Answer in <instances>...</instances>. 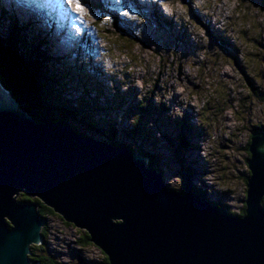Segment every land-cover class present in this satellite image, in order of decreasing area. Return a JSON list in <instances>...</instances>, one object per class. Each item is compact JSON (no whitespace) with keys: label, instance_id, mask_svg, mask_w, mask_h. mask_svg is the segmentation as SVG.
Returning a JSON list of instances; mask_svg holds the SVG:
<instances>
[{"label":"rangeland","instance_id":"374dc122","mask_svg":"<svg viewBox=\"0 0 264 264\" xmlns=\"http://www.w3.org/2000/svg\"><path fill=\"white\" fill-rule=\"evenodd\" d=\"M81 2L80 14L65 0H0V5L6 12L19 10L20 25L35 22L32 29L40 37L53 29L45 48L64 58V67L86 63L75 83L87 81L92 97L102 91L101 80L109 89L131 92L121 100L124 112L106 109L101 116L110 118L109 111L124 129L134 121L144 128L143 138L120 142L159 155L158 170L170 188L184 191L183 171L190 167L193 187L241 214L250 175L248 142L253 126L264 124V102L253 92L264 95V0H169L168 10L161 0H104L115 11L105 14L95 12L90 0ZM0 18L10 22L1 11ZM75 39H81L79 46ZM76 89L83 94L81 86ZM148 106L150 113L144 114ZM186 116L202 130L187 151L181 147L183 131H177ZM44 223L37 256L50 255L62 264H105L98 247L83 245L84 230L58 214L47 215Z\"/></svg>","mask_w":264,"mask_h":264},{"label":"water","instance_id":"95a60500","mask_svg":"<svg viewBox=\"0 0 264 264\" xmlns=\"http://www.w3.org/2000/svg\"><path fill=\"white\" fill-rule=\"evenodd\" d=\"M249 151L239 218L198 196L186 171L173 191L141 153L37 122L0 83V264H36L44 243L38 204L21 195L87 232L109 264H264V132Z\"/></svg>","mask_w":264,"mask_h":264},{"label":"trees","instance_id":"16d2710c","mask_svg":"<svg viewBox=\"0 0 264 264\" xmlns=\"http://www.w3.org/2000/svg\"><path fill=\"white\" fill-rule=\"evenodd\" d=\"M90 4L95 12L96 10L104 11L105 9V4L103 5L98 2L94 3L93 1H91ZM0 11L2 15L4 14V16L10 18V22H7V24H4V21L1 20L3 18H0V83L21 104L22 108L27 113L32 115L37 122L55 123L67 126L75 129L78 134L82 136L93 138L99 137L100 140L115 147L130 148L122 143L123 139H135L138 135L143 138V135H141V129H143L142 132L144 133V128L140 127V124L135 125V121L134 124L127 126V128L124 129V127H121L119 122H117V119L111 116L109 111L107 112L112 120L107 116H103V118L101 116V112H106V109L111 111L117 109L120 112H124L127 106L126 103L121 100L128 98L131 92L121 93V90H119L117 86L118 90L114 87L109 89L106 85V81L101 80L100 84L102 85V91L98 92V96L96 95V97H92L94 95L89 93L92 91V88H90L91 85H89L87 81H82V83L78 82L77 84L75 83V80H79V77L82 78V75L85 73L87 69L85 66L86 63L81 64L80 67H69L67 65L64 67V58H57L54 52H52L49 48H45L47 51L45 49H41L40 44L50 45L53 37V29L50 30L49 28L50 32L45 30V35H42L44 36L43 41L36 37L34 32H30L34 27L35 22L33 24H30V22H23V24L20 25V15L16 10L15 12H12V10L11 12H6L3 5H0ZM16 14L18 16L17 18ZM48 24L50 25L51 23ZM27 33H30V38L28 37L29 40L26 37ZM219 39H223L225 41V38L221 36ZM55 60L58 63L61 62L60 66L62 65L63 67H55L53 65ZM98 75H100V71ZM98 75L97 72H93L94 78ZM104 85L106 87H104ZM79 86L82 87L83 94L79 93L77 95L75 91H77L76 88ZM70 89H72V95L68 96L70 94ZM108 90L110 92H108ZM253 92L255 95L257 94L260 101L264 102V95H260L263 94L262 92L259 93L260 91L255 90H253ZM111 99H115V101ZM117 103H120V105L117 106ZM149 110L148 106L144 114H149ZM129 111H132L133 115L135 114L136 119L143 121L142 115L137 118L135 110L133 111V109H129ZM189 119V116H186V118L183 117L178 125L179 129H177V131L179 130L178 132L183 131L180 140L182 141L181 147L185 151L193 148L192 139L195 140L198 134L201 136L202 132L199 127L190 124ZM186 128L188 130H185ZM263 132L264 124L253 126L251 132L252 135L250 136V140L248 142V148L250 147L253 133ZM130 149L145 156V158L149 160V168L159 169V164H162V160L159 159V155L155 156L148 151L141 149ZM158 171L160 173L163 172L162 170ZM183 172H185V169ZM188 173L190 177L193 175L190 167L188 169ZM172 190L182 193L185 192L175 189ZM193 190L196 194H198V196L208 200L204 191L201 192L197 190L196 187H193ZM208 201L221 209L225 208L228 210L225 204L212 202L210 200ZM19 202H33L38 204L39 212L43 218L49 214H56L52 209L45 206L39 200L28 198L25 195H22L19 198ZM262 207L264 208V199L262 200ZM245 210L246 207L243 208V212L239 215L232 213L229 210L228 212L233 216L241 218L245 215ZM43 233L44 236H46L45 228ZM81 241L83 245L91 243L89 235L86 232L84 234V239ZM35 247L36 246L32 247V254L30 256L33 263L62 264L50 255H48L47 258L37 256V247ZM40 248L43 250V246H40Z\"/></svg>","mask_w":264,"mask_h":264},{"label":"snow or ice","instance_id":"6c2138e0","mask_svg":"<svg viewBox=\"0 0 264 264\" xmlns=\"http://www.w3.org/2000/svg\"><path fill=\"white\" fill-rule=\"evenodd\" d=\"M117 2H119V0H117ZM65 3L77 14L84 13L85 11L81 0H65ZM161 3L165 10L169 9V0H161ZM124 15L127 16L128 13L125 12Z\"/></svg>","mask_w":264,"mask_h":264},{"label":"clouds","instance_id":"9594fccd","mask_svg":"<svg viewBox=\"0 0 264 264\" xmlns=\"http://www.w3.org/2000/svg\"><path fill=\"white\" fill-rule=\"evenodd\" d=\"M91 1H93L94 3H96V2H98V3H102V4L104 5V1H101V0H98V1H97V0H90V2H91ZM90 5H91V4H90ZM104 6H105V5H104ZM3 7H4V6H3ZM91 7H92V6H91ZM6 9H7V8H6ZM105 9H107L106 6H105ZM8 10H10V9H8ZM112 12L114 13V11H112ZM2 21H4V23H5V19H2ZM25 21L28 22V23L30 22L29 20H25ZM29 34H30V33H29ZM35 34H36L35 36L38 35L37 33H35ZM42 35H43V34H41V37H42ZM44 35H45V34H44ZM26 37H29V36H27V34H26ZM29 38H30V37H29ZM49 49H51V47H50Z\"/></svg>","mask_w":264,"mask_h":264},{"label":"flooded vegetation","instance_id":"af4514ba","mask_svg":"<svg viewBox=\"0 0 264 264\" xmlns=\"http://www.w3.org/2000/svg\"><path fill=\"white\" fill-rule=\"evenodd\" d=\"M103 253V252H102ZM105 255V254H104ZM105 264H109V261H108V258L107 256H105V261H104Z\"/></svg>","mask_w":264,"mask_h":264},{"label":"bare ground","instance_id":"6f19581e","mask_svg":"<svg viewBox=\"0 0 264 264\" xmlns=\"http://www.w3.org/2000/svg\"><path fill=\"white\" fill-rule=\"evenodd\" d=\"M107 5V4H106ZM107 6H109V5H107ZM167 24V23H166ZM131 150V149H130ZM132 152H134L133 150H131ZM134 153H136V152H134ZM206 199V198H205ZM207 200V199H206ZM209 200V199H208ZM213 204V203H212ZM87 233V232H86ZM88 234V233H87Z\"/></svg>","mask_w":264,"mask_h":264}]
</instances>
